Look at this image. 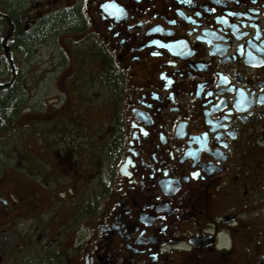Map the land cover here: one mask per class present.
<instances>
[{"label": "flooded vegetation", "instance_id": "1", "mask_svg": "<svg viewBox=\"0 0 264 264\" xmlns=\"http://www.w3.org/2000/svg\"><path fill=\"white\" fill-rule=\"evenodd\" d=\"M11 1L0 264H264V0Z\"/></svg>", "mask_w": 264, "mask_h": 264}, {"label": "trees", "instance_id": "2", "mask_svg": "<svg viewBox=\"0 0 264 264\" xmlns=\"http://www.w3.org/2000/svg\"><path fill=\"white\" fill-rule=\"evenodd\" d=\"M16 1H17V0H12V1H11V11H13L14 6L16 5Z\"/></svg>", "mask_w": 264, "mask_h": 264}, {"label": "rangeland", "instance_id": "3", "mask_svg": "<svg viewBox=\"0 0 264 264\" xmlns=\"http://www.w3.org/2000/svg\"><path fill=\"white\" fill-rule=\"evenodd\" d=\"M36 1V0H35ZM31 3L33 4L34 3V0L31 1ZM28 83V82H27Z\"/></svg>", "mask_w": 264, "mask_h": 264}]
</instances>
